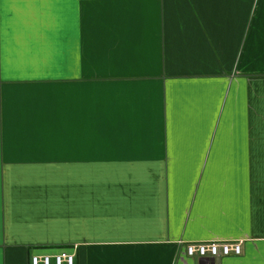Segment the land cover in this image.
Masks as SVG:
<instances>
[{
	"label": "crops",
	"instance_id": "0c3cea01",
	"mask_svg": "<svg viewBox=\"0 0 264 264\" xmlns=\"http://www.w3.org/2000/svg\"><path fill=\"white\" fill-rule=\"evenodd\" d=\"M61 251L264 264V0H0V264Z\"/></svg>",
	"mask_w": 264,
	"mask_h": 264
},
{
	"label": "built area",
	"instance_id": "2783aa9c",
	"mask_svg": "<svg viewBox=\"0 0 264 264\" xmlns=\"http://www.w3.org/2000/svg\"><path fill=\"white\" fill-rule=\"evenodd\" d=\"M185 253L189 257L220 259L228 256H239L242 253V242H218L188 244ZM31 264H75V255L68 251L56 254L32 255Z\"/></svg>",
	"mask_w": 264,
	"mask_h": 264
},
{
	"label": "water",
	"instance_id": "95a60500",
	"mask_svg": "<svg viewBox=\"0 0 264 264\" xmlns=\"http://www.w3.org/2000/svg\"><path fill=\"white\" fill-rule=\"evenodd\" d=\"M203 259H207V258H203ZM214 260V259H213Z\"/></svg>",
	"mask_w": 264,
	"mask_h": 264
}]
</instances>
